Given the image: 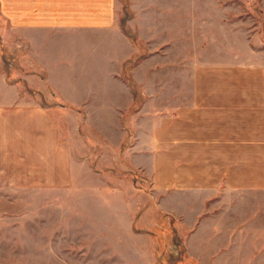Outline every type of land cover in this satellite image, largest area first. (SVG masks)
<instances>
[{
	"label": "rangeland",
	"instance_id": "1",
	"mask_svg": "<svg viewBox=\"0 0 264 264\" xmlns=\"http://www.w3.org/2000/svg\"><path fill=\"white\" fill-rule=\"evenodd\" d=\"M122 3L121 28L136 56L112 64L108 56L124 57V45L112 50L100 41L109 46L119 41L116 34L73 33L96 48L82 58L70 50L57 66L55 83L67 78L60 87L71 102L52 96L46 71L24 61L28 48L0 17V74L50 108L42 129L36 125L39 136L49 116L57 148L68 155L57 160L56 185L55 170L46 177L48 165L36 161L24 139L0 146V264H210L208 250L205 261L195 252L217 225L207 217L191 223L193 206L209 196L198 186L211 179L210 153L228 151L237 164L248 157L264 170V142H258L264 140V0ZM63 53L57 50V60ZM28 75L39 79L27 82ZM80 101L88 111L75 105ZM111 101L120 102L119 111H111ZM224 111L231 118H221ZM219 137L230 144H210ZM38 169L36 178L31 172ZM227 181L240 185L239 173ZM251 221L218 231L224 239L236 230L227 264H261L250 252L264 247V224Z\"/></svg>",
	"mask_w": 264,
	"mask_h": 264
},
{
	"label": "crops",
	"instance_id": "2",
	"mask_svg": "<svg viewBox=\"0 0 264 264\" xmlns=\"http://www.w3.org/2000/svg\"><path fill=\"white\" fill-rule=\"evenodd\" d=\"M135 6L137 7V5ZM132 9L134 12V5ZM123 10L122 0H0V17L4 22L6 21L9 24L10 31L16 33L18 44L28 48L26 57L23 58L24 61L26 62L29 58L31 64L36 68L38 67L41 72L46 71L48 75L46 80L53 90L52 96L57 98L64 97L67 102H71L70 97H65L66 92L60 87V82L67 78L65 76L59 78V84L55 83L57 77L54 75L56 74L57 66L64 64L65 60L69 58L71 55L70 50L71 52L74 50L72 53L73 57L79 55L82 58L83 55L89 57L88 50L96 48L93 42L92 45L89 44L87 38L77 37L74 40L73 33L77 34L89 31L98 33V31H101L103 34H116L119 41L112 42L109 46H106L104 40L100 41L102 48L110 47L112 50H115L118 45H124L120 46L125 49L124 54L122 53L124 57H121L120 53L108 56L109 62L112 64L115 62V64L120 65L124 58L136 56L137 46L125 36V32L121 28V18L125 14ZM123 37L127 38V42H125L126 40L123 41ZM57 50H65L60 61L57 60ZM80 50L82 54L79 52ZM24 71L33 73L27 67ZM107 73L111 80L113 77H115L114 79H120L118 75L112 76V71H108ZM37 78L35 75L26 76L27 82H32V80L34 81ZM41 82L44 84L45 80L42 79ZM26 95L28 96V94H25L19 88L17 89L15 85H10L7 77L0 74V129L2 130V134L5 135L3 136L0 133V141H5L4 143L0 142V146L8 145L6 147L7 150L12 145L20 142V140L15 139H24L22 140L23 145L27 143L30 147L28 151L32 154H38L36 161L40 165H48L49 171L46 177H52L55 170L56 179H54V182L57 185L60 181L57 178H60L61 171H56L58 168L55 169L57 167V160L61 161L63 156L65 157L63 160H68V155L65 150H62L63 148H57L58 137L54 136L53 138L51 135L49 116L47 117V121L43 118V121L46 123L45 127L47 126V128L45 129L44 127L43 135L39 136L42 113L43 115L48 114V109L50 108L43 106L35 97L30 99ZM81 95L83 96L82 93L79 94V96ZM92 95L93 93L89 92V90L87 93L85 92V96L87 97ZM129 98L130 100L127 102L130 103L132 98L131 96ZM80 102L74 103H76V106L81 105L83 109L81 111H88V108H85L89 107L87 106L88 104L84 101ZM127 102H125V106H127ZM110 106L111 111H119V107L122 105L120 102L111 101ZM105 111L109 110L106 109ZM230 115L229 111H224L221 118L228 120V118H231ZM27 123L29 127L26 128L28 129V134L26 135L25 127ZM36 125L39 127H36ZM225 130H227V127ZM226 140L219 137L218 139L216 138L215 142L210 141V144H221V141L223 144H230ZM259 140L260 144L264 142V140ZM44 150L48 154H44V157H42L41 154L45 152ZM13 151L17 153L20 149L17 146L14 147ZM69 160L72 161L74 158L69 157ZM238 161L234 160L228 151L211 152L210 164L208 166V173L211 179L208 186H206L207 184L198 186L199 193H209V196L201 197L205 201H202L201 207H196V204L193 206L197 215L194 218L196 220L191 223L202 224L204 221L202 218L206 219L207 217L212 219L211 222H214L217 226H215L212 235L210 236L209 234L207 246L201 245L199 251L197 253L194 252L205 261L202 253L208 250L211 253L210 264H218L220 261L221 264H227L228 259L225 261L226 256L231 255L234 250L232 244L235 241L232 237L236 234V230L229 228L223 239L220 233H218L222 225H231L236 228L238 225L247 226L253 223L251 220L254 218L261 219V223L264 224V183L259 184V182H264V180L261 181L264 170H260L262 166H258L259 163L252 162L248 157L241 158L240 164L236 163ZM234 171L239 173L240 185H230L227 183V178L232 177ZM41 174L39 169L36 172H31V175L36 178L40 177ZM70 176L72 177V175ZM68 183H63V186L72 185ZM38 184L40 183L38 182ZM229 193H241L245 195L230 197L227 195ZM237 201L242 205L236 207ZM259 203H261L260 206ZM181 215L179 213L181 218L183 216L186 217V215ZM218 218L222 220L219 221ZM257 257H259V262L264 264L263 246L260 250L250 252L251 261H254ZM244 263H247V259Z\"/></svg>",
	"mask_w": 264,
	"mask_h": 264
}]
</instances>
